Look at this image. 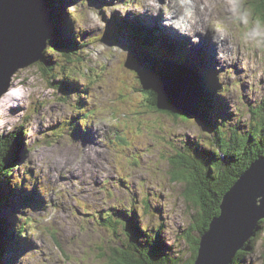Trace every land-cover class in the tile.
<instances>
[{"label":"clouds","instance_id":"1","mask_svg":"<svg viewBox=\"0 0 264 264\" xmlns=\"http://www.w3.org/2000/svg\"><path fill=\"white\" fill-rule=\"evenodd\" d=\"M64 11L78 47L53 53L52 37L45 38L42 54L55 63L49 66L34 60L17 67L0 92V143L7 140L11 144L22 130L26 148L21 163L7 169L0 165V181L10 178L12 188L27 191L36 186L44 200L43 208L24 207L15 214V231L36 246L20 255L15 264H106L91 249L105 231L98 215L111 218L112 209L128 216L135 210L140 229L150 241L160 232L173 249L170 264H198L202 240L212 222L221 218L222 205L206 207L203 215L210 225L202 223L201 207L184 195L188 183L175 180L173 173L183 168L191 175L195 167L205 166L188 146V139L217 156L225 153L217 142L220 129L229 136L234 131L237 137L251 136L264 144V19L247 0H111L100 7L92 0H71ZM115 13L121 18L129 13L159 18L161 28L188 38L192 45L200 44L201 38L215 45V81L219 85L215 95L227 102L232 118H217L216 130L211 132L195 116L186 114L195 123L164 120L152 130L147 123L139 129L117 127L129 115L127 110H121L116 119L106 118L101 109L117 103L120 74L113 72V66L124 58L127 62L129 55L125 48L104 39ZM68 53L75 63L68 64ZM129 69L121 72L135 83ZM65 78L78 82L81 91L60 92V85L54 82ZM136 89L138 93L146 88L136 83ZM81 100L86 102L84 106ZM134 102L130 99L128 107ZM13 108L21 110L13 114ZM76 116L82 130L91 127L97 133L95 144L73 138ZM239 125L243 129L238 130ZM183 156L187 158L182 164L174 163ZM261 157L264 155L253 159L257 162ZM252 165L245 163L235 173L238 181ZM254 203L257 209H264V194L256 195ZM261 218L264 215L258 217L229 264L242 260L244 264H264ZM118 233V237L104 234L106 252L110 242L112 247L132 249L137 257L148 256L147 249L130 240L123 224ZM3 259L6 264V255Z\"/></svg>","mask_w":264,"mask_h":264},{"label":"rangeland","instance_id":"2","mask_svg":"<svg viewBox=\"0 0 264 264\" xmlns=\"http://www.w3.org/2000/svg\"><path fill=\"white\" fill-rule=\"evenodd\" d=\"M59 0H47L46 8L41 9L40 13L38 14L37 18L43 20V12H47V14L50 16L51 25L52 27L56 26L60 29L59 36L62 37V41L67 44V46L63 48H57L61 51H72L75 48L78 47L76 44V41L74 39V36L72 35V28L71 24L68 21L67 15L64 11L67 4L71 2V0H62L61 2H58ZM93 3L96 4L97 7H100L101 4L109 3L111 0H92ZM247 2L252 6L255 13L261 16L263 19V12L259 10L264 11V7H262V3H264V0H247ZM64 12L65 16L62 17V12ZM260 11V12H259ZM145 21V22H144ZM147 24L148 26L155 27L152 30H158L160 26L159 18H152L150 16H134L132 13H129L127 16L121 18L118 13H115L110 21H108V31L104 37L105 41H107L109 44L115 43L120 45L121 47L125 48L128 51V60L126 62V58L123 59V63L116 64L113 66V72L120 74V80L118 81V88L116 92V101L117 103L115 105L109 104L105 108L101 109L106 114V118L115 119L117 118V114L121 110H127L129 115L122 121H120V124L117 127H136V128H142L145 123L149 125V130H152L153 125H159L164 120L169 121H183L186 124H192L195 123V121H192L190 117L186 116V121L183 119H173L171 117L157 114L154 111L149 110L144 103V98L142 96L141 92L137 93L136 89V83L140 85L139 76L135 72L141 71L146 66V60L145 57H155L159 58L160 60L168 59V62L163 64L165 66H171L172 62H178V58H182L184 62V67L187 68L185 70L181 69V73L183 74L182 77L185 74H189L190 67L198 68L199 72L203 73L205 78L216 88L219 87V85L216 84L215 81V65L217 61L215 60V47L212 46L210 41L207 38H201V42L198 45H192L190 40L186 37L179 36L178 34H174L175 37H177L179 40H182V42H170L169 38L164 37L159 39L158 41H150L152 43V50L153 51H146L147 46L141 44V42H138L137 40L131 38L129 36V31L131 29H135L136 27L141 28L143 24ZM49 24L46 23L44 26V30H47L49 28ZM25 27L29 29L30 25L26 24ZM149 28V29H150ZM38 29V28H37ZM166 36L170 35L171 32L168 29H163ZM157 32V31H156ZM186 41V42H183ZM51 43L53 44V38L51 40ZM183 43L187 44L185 47H183ZM176 46V48H170L169 46ZM53 46V45H52ZM53 53H56L57 50H51ZM61 56L65 55L64 53H60ZM68 64L75 63V60L71 58V53L67 54ZM161 57V58H160ZM163 57V58H162ZM47 60V62H46ZM46 65H52L55 63L53 58L51 56L43 57L41 59ZM182 62V63H183ZM179 63V62H178ZM176 64V63H175ZM174 65V63H173ZM129 67L128 71L132 74V77L136 78L135 83L131 82L130 77H126L121 70L123 68ZM163 69L162 67H160ZM41 70H44L43 67ZM69 71H80L79 69H69ZM239 72L240 70L237 69ZM189 79V81L184 84L180 85L179 88L176 86L175 83L172 81H166L164 82L165 85L164 89L166 93L169 95L170 98L172 96H175L179 102L178 106L179 108H176V111H178L180 114H182L183 110L185 113H187V110H191L195 106H197V112L198 115H195L194 113L186 114L188 116H195L198 123H200L205 130L208 131H215L217 127V118H221L224 120H229L232 118V113L229 111L228 104L225 100H223L220 97H217L215 93H213V98L211 101L218 104L217 106H213L210 110V117H211V126H208L204 120L202 119V114L199 110L198 104L196 105V90H198L196 87H194L192 84H195L194 81L191 80V77L184 76ZM183 80V78H178ZM169 80V79H168ZM54 83H58L60 85V92L64 94H69L71 92H79L81 91V86L78 84V82H74L69 80L68 78H65L63 81H55ZM191 83V84H190ZM141 86V85H140ZM212 86V85H211ZM142 87V86H141ZM189 87H194L195 92V99L193 101L185 99L187 96V93L189 92ZM245 90L247 88V85L242 86ZM196 88V89H195ZM125 90V91H124ZM86 91V90H85ZM135 94V95H134ZM191 94V96L193 95ZM190 96V93L189 95ZM134 98V104L131 108L128 107V101L130 99ZM174 98V97H173ZM199 99V94L197 96ZM121 101V103L119 102ZM119 103V104H118ZM86 104L85 101L81 100L80 105L84 106ZM145 107V108H144ZM147 111H146V110ZM21 110L20 108H13L10 111L15 114V112ZM149 112V113H148ZM152 113V114H151ZM147 114V115H146ZM152 115V117H151ZM183 115V114H182ZM113 118H112V117ZM149 116L147 120L144 118ZM185 116V115H183ZM153 118V119H152ZM79 119V116L73 117L72 123L75 125L73 130V138L82 141L84 144L89 143H96L97 133L93 131L91 127H88L87 130H82L80 125L77 123ZM243 125L238 126V130L243 129ZM220 132L221 139L229 141L230 138H233L234 136L237 137L235 132L233 131L231 135L224 130L220 129L218 130ZM7 139V137H5ZM24 135L23 131H19L14 138V145L19 142V149L17 150L18 154L21 155V160L18 163H21L23 159L25 158L26 148L24 145ZM188 146L195 152L196 156H201L204 158L209 157L210 155L209 150H206L199 145L195 143L193 139H188L187 141ZM0 145H8V141L5 140L3 143H0ZM240 154V153H238ZM264 155V153H263ZM245 152L240 154L239 158H245ZM264 158V157H262ZM179 160L174 161L177 162ZM255 160L251 163H254ZM17 163V164H18ZM235 165V163H231ZM173 175H176V170L174 171ZM10 178H5L3 181H0V200L1 198L7 194L8 191H12L13 195L10 197V206L6 204H2L0 201V214H3L1 216V243L0 246H4L3 243V237L7 238L10 242V244L7 246V262L6 264H15L16 259L22 255L25 251L30 250L34 248V245L32 246L33 242L30 240L22 239L19 237L18 233L15 231V224H16V213L21 211L24 207H32L35 209H40L44 207V200L40 193L37 190V187L34 186L31 191H27L23 187L19 189H14L9 184ZM237 180H235L236 182ZM234 182V183H235ZM231 184L230 188L234 185ZM122 186H124L123 182L121 181ZM1 186H3L1 188ZM224 193L226 194L229 190ZM188 193V187L185 189L184 195L187 198ZM223 194V196H224ZM26 196V199L24 200L23 197ZM222 196V198H223ZM189 200V199H188ZM193 203V202H192ZM113 217L106 218L103 214L98 215L97 219L99 221V224L101 227L105 230L104 233L101 234L100 242L97 244L96 247H93L91 250L93 253H99L98 258L104 259L106 261V264H116V260L119 259V253L125 252V249L123 246L120 247H112L111 243L109 242L107 246V252L105 251V246L103 243V236L106 232H111L114 237H118V227L119 225L123 224L125 229L130 234V240L137 244L140 248H145L148 250V256H150L152 253V250H156L158 253L157 256H168L173 254V249L171 246L167 245L164 236L160 232L155 233V239H151L148 237L146 233L141 231L139 220L137 217V214L135 210H133V213L131 216H128L125 212L122 210H116L112 209ZM155 211L159 212L160 209L156 208ZM87 215V214H86ZM260 215H264V210L261 212ZM264 222V218L260 220V222ZM259 222V223H260ZM210 225V222L208 223ZM193 228H195V224L193 225ZM9 233H13V236H9ZM36 247V246H35ZM5 250V249H4ZM133 258L140 259V257H137L135 252L132 249H129L127 251ZM147 256V255H146ZM5 255L0 259V264H5L4 258ZM67 259H71V257H68L66 255ZM154 258V257H150ZM169 259V258H168ZM172 264H175V261L171 262ZM241 264H244L243 260L241 261Z\"/></svg>","mask_w":264,"mask_h":264},{"label":"trees","instance_id":"3","mask_svg":"<svg viewBox=\"0 0 264 264\" xmlns=\"http://www.w3.org/2000/svg\"><path fill=\"white\" fill-rule=\"evenodd\" d=\"M61 1L62 0H59L58 2ZM262 7H264V3H262ZM259 10L263 12L262 16L264 19V11L260 8ZM61 12L62 17H64V12ZM149 28L150 26H148L147 24H143L141 28L136 27L135 29H131L129 31V36L137 40L138 42H141V44L147 46L146 51L151 52L153 51V47L151 46L152 43L150 41H156L157 37H155V34H157V32L155 30H152V28ZM59 31L60 29L54 26L52 45L55 49L53 50L67 46L66 43L61 42L62 37L59 36ZM146 38L148 39V43L150 42V44L148 45L143 42ZM158 40L159 39H157V41ZM169 47L172 49L176 48V46L172 45H170ZM145 60L146 66L137 73V75L141 78V80H139L140 85H144L146 88L141 92L144 98L145 106L149 110L154 111L158 114L165 115L173 119L185 120L186 116H183L178 111L173 112L171 110L175 109L170 105V102L162 94V86L164 82H166L173 75H183L180 72L181 69L185 70L187 68L186 66L184 67L183 59L177 57V61L179 63L172 62L171 66L163 65L168 62V59H164L162 61L159 58L155 57H145ZM160 67H162L163 69H161ZM188 70L190 71V73L185 74L184 76L191 77V80L194 81L195 84H197L196 88L199 92V110L202 114V119L204 120V122L208 126H211L212 121L210 117V110L213 106L218 105L211 101L213 98V93H215L216 86L211 84L205 78L203 73L199 72L198 68L190 67V69ZM159 106L165 109H161ZM220 135L221 134L218 131L217 142L222 145L225 153H221L219 156H217L215 153L209 151V157H197L205 165L204 167H195L191 175H186L183 168H177L176 175H173V178L175 180H179L181 182L186 181L188 183L187 198L189 199V201L193 202V204L201 207V222L207 224L210 222V220L205 218V216L203 215V210L206 207L214 204L220 205L223 194L227 191V189L230 188L231 184H233L235 180H237V175H235V173L240 172L245 163L250 164L251 162H253L255 160L253 159V157L258 159L264 153V144L254 142L251 136H249L248 139L244 137L234 136L226 142L225 140L221 139ZM19 146L20 145L18 141L14 145V139L11 144H9L8 142L7 146L0 145V165H4L5 169L12 167L21 160L22 157L17 152ZM243 152H245L246 157L240 159L239 156ZM186 158V156H183L179 161L175 163L182 164L183 160ZM231 163H235V165ZM2 187L3 186H1V188ZM12 195L13 192L8 191L7 194L4 195L0 200L2 204L10 206L9 202ZM23 199H26L25 195ZM216 210L220 211L219 207ZM260 224H264V222L262 221L260 222ZM8 235L11 237L13 236V233H9ZM3 243L5 247L0 246V259L7 254L6 248L10 244L9 240L6 237H3ZM152 253L153 254H151L150 256H146L147 254H144L140 259H135L129 253H127V251L123 253L118 252L119 259L116 260V264H170V261L168 258H166V256H157L159 252H157L156 250H152Z\"/></svg>","mask_w":264,"mask_h":264},{"label":"water","instance_id":"4","mask_svg":"<svg viewBox=\"0 0 264 264\" xmlns=\"http://www.w3.org/2000/svg\"><path fill=\"white\" fill-rule=\"evenodd\" d=\"M46 5L47 0H0V92L6 89L9 77L17 67L43 58L44 40L51 37L54 30L47 12H43V20L37 18L40 8L44 9ZM46 23L50 26L44 30ZM26 24L30 25L29 29L25 27ZM178 78L183 77L175 76L173 79L172 76L167 81H172L176 86L189 81L188 79L185 82ZM164 86L167 85L163 84L162 94L176 110L179 108V101L175 96L170 98ZM194 87H189L185 97L187 101L189 97L195 98ZM198 94L196 90V105ZM196 108L197 106L187 110V113L198 115ZM187 113L184 110L182 112ZM235 183L233 188L224 194V201L223 198L221 200L220 205L223 209L221 218L212 222L211 230L202 240L198 264H229L236 250L242 246L243 240L251 234L256 220L264 210L257 209L254 203L256 195L264 194V158L261 157L259 161L254 162Z\"/></svg>","mask_w":264,"mask_h":264},{"label":"bare ground","instance_id":"5","mask_svg":"<svg viewBox=\"0 0 264 264\" xmlns=\"http://www.w3.org/2000/svg\"><path fill=\"white\" fill-rule=\"evenodd\" d=\"M145 44H150V42L148 43V39L146 38L144 41H143ZM184 42H186V41H184ZM212 46L213 47H215V45H213L212 44ZM7 53H9V51H7ZM11 65L13 66L14 64L13 63H11ZM173 79H175V75H173ZM183 80L186 82V80H188V78L187 77H184L183 76ZM181 84L179 83L178 84V87L180 88L181 86H180ZM197 84H194V86H196ZM199 88V87H198ZM125 91V90H124ZM195 98L194 97H189V100H191V101H193ZM120 103H121V101H119ZM119 104V103H118ZM145 108V107H144ZM146 110V109H145ZM147 111V110H146ZM149 113V112H148ZM152 114V113H151ZM158 114V113H157ZM147 115V114H146ZM112 117V116H111ZM151 117H152V115H151ZM113 118V117H112ZM147 118H149V116H147ZM116 119V118H115ZM153 119V118H152ZM0 216H3V214H0ZM1 230H2V225H1ZM33 245H34V243H33ZM34 247H35V245H34Z\"/></svg>","mask_w":264,"mask_h":264}]
</instances>
